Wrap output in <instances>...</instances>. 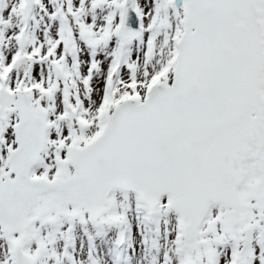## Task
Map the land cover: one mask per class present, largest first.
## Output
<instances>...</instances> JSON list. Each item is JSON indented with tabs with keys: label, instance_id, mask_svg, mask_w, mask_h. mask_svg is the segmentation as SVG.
Returning <instances> with one entry per match:
<instances>
[{
	"label": "snow or ice",
	"instance_id": "1",
	"mask_svg": "<svg viewBox=\"0 0 264 264\" xmlns=\"http://www.w3.org/2000/svg\"><path fill=\"white\" fill-rule=\"evenodd\" d=\"M0 264H264V0H0Z\"/></svg>",
	"mask_w": 264,
	"mask_h": 264
}]
</instances>
